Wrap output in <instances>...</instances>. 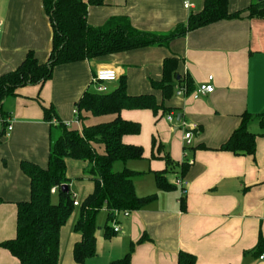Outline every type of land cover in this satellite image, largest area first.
<instances>
[{
    "label": "crops",
    "instance_id": "obj_1",
    "mask_svg": "<svg viewBox=\"0 0 264 264\" xmlns=\"http://www.w3.org/2000/svg\"><path fill=\"white\" fill-rule=\"evenodd\" d=\"M256 1L227 0L229 13H240L237 18L189 30L164 44L56 65L44 83L18 87L14 96L4 100L0 112V134L2 120L6 122L0 141V264H22L1 243L16 236L17 203L30 197V179L21 162L47 164L53 129L43 107H52L57 118L69 124L66 127L79 132L83 126L117 116L73 112L83 93L94 91L92 77L103 67L114 68L118 74L116 81L107 84V92L123 79L127 95L154 96L155 109L124 106L120 110L122 119L140 125L138 133L125 134L122 141L142 146L143 155L115 161L113 169L140 172L133 178L136 194L155 193L156 198L127 216L118 210L111 220L100 209L96 252L83 264H110L130 250V264H178L181 251L192 254L194 264H264L258 257L264 250V18L250 17L247 11ZM190 3L187 9L182 0H105L102 5H88L86 22L100 27L111 18L124 17L139 30L164 34L185 25L189 14L203 7V0ZM0 21V75L14 70L28 51L40 63L48 59L53 31L43 0H0ZM166 57L177 58L181 81L189 79L185 94L177 93L182 84L176 77L169 97L152 84L161 81ZM209 75L213 92L191 97ZM169 113H180L182 121L194 126L189 146L183 138L185 128L169 122ZM244 114L252 116L248 130L255 135L254 152L219 149ZM8 124L12 128L6 135ZM95 148L103 152V146ZM65 165L69 190L80 204L93 191L94 181L85 161L67 158ZM156 174L163 176L164 185L158 186ZM176 178L182 179L183 195ZM79 204L60 228L57 264H77L73 248L81 234L73 227ZM110 222L119 231L108 237L105 226ZM260 236L263 242L258 247Z\"/></svg>",
    "mask_w": 264,
    "mask_h": 264
},
{
    "label": "trees",
    "instance_id": "obj_2",
    "mask_svg": "<svg viewBox=\"0 0 264 264\" xmlns=\"http://www.w3.org/2000/svg\"><path fill=\"white\" fill-rule=\"evenodd\" d=\"M105 0H43L52 26V48L48 59L40 63L32 51H28L22 62L12 71L0 75V112L7 97L15 95L18 87L42 84L48 80L56 65L94 59L103 55L127 51L140 47L164 44L189 30L222 20L233 19L239 12L229 13L227 0H203V7L188 16L185 25L175 27L164 33L139 30L124 17H115L100 27L86 22L88 5H102ZM250 17L264 18V0L250 4L247 9ZM178 60L166 57L163 61L161 81L152 82L159 86L164 97L172 93L171 81L174 77L189 91L190 81H183L176 73ZM124 106L136 108L156 107L153 94L130 96L125 93L123 79L113 91L98 93L85 91L76 102L75 108L90 112L92 115L117 114L104 123L83 126L79 132L66 127L55 115L52 107H43L45 118L51 123L48 160L45 167L29 161L21 162L22 170L30 179V197L17 203L16 236L1 243L22 264H57L59 258V231L71 214L73 196L62 184L68 185L65 160L79 159L86 162L87 172L94 181L93 191L79 204V215L74 230L81 234V240L74 245L73 257L77 264H83L87 257L96 252V215L100 209L107 211L111 220L115 210L133 211L142 208L156 198V194L138 196L134 190L133 178L140 172L124 168L114 171L115 161L142 158L143 148L139 145L125 144L122 136L140 131L138 122L122 119L119 116ZM252 116L244 114L240 125L219 149L234 153L252 154L255 148V135L248 130ZM53 119L56 122H53ZM6 122L2 120L4 133ZM7 129V125H6ZM103 146L99 153L95 146ZM158 186L164 185L161 174H156ZM52 186H58L55 194ZM56 196V201H53ZM180 200H183L182 198ZM113 229L105 226V235L111 236ZM143 238L138 240V243ZM260 236L258 247L262 246ZM132 249V248H131ZM131 251L110 264H130ZM195 257L187 252H179L178 264H194Z\"/></svg>",
    "mask_w": 264,
    "mask_h": 264
},
{
    "label": "built area",
    "instance_id": "obj_3",
    "mask_svg": "<svg viewBox=\"0 0 264 264\" xmlns=\"http://www.w3.org/2000/svg\"><path fill=\"white\" fill-rule=\"evenodd\" d=\"M182 3H183V6L185 8H187V9L191 6L190 0H182ZM1 27H2V23L0 21V30H1ZM117 78H118V74H117L116 69H114V68L103 67V68L98 69L95 72V74L93 75V77H92V84H93L94 91L98 92V93L107 92V90H108L107 84L110 83V82L116 81ZM212 78H213V76L209 75L207 82H204V83L200 84V86L195 91L191 92V94H190L191 97L198 98L201 95L213 92L214 86L211 83ZM177 93L178 94H185L186 93L185 85L182 84L180 86V88L178 89ZM73 112H74V114L78 113L76 108H74ZM166 119L169 122H173V123L175 122L176 125H178V126L181 125L183 128H185L183 138H184L185 145L189 146L191 144V137H192V133L190 132V128H192L194 126L192 124L185 123L181 119L179 121H177L176 120V115L172 114V113L167 114L166 115ZM53 122H56V120L53 119ZM64 124L66 126L69 125L68 123H64ZM11 128H12L11 124H8L7 125V129H6L7 130L6 131V135L11 130ZM175 184H177L178 186H181V188H182L181 195H183L184 194V188L182 187L183 186L182 179L176 178L175 179ZM57 187L58 186H52L51 189H50V192L52 194H55L56 191H57ZM72 196L74 198L73 205L74 206L78 205L79 202H78L75 194H72ZM113 213H118V210H115ZM128 214H129L128 211H123V215L127 216ZM112 229H113L114 232H117V231H119V226L118 225H114L112 227ZM258 257H259V259H264V250L259 254Z\"/></svg>",
    "mask_w": 264,
    "mask_h": 264
},
{
    "label": "water",
    "instance_id": "obj_4",
    "mask_svg": "<svg viewBox=\"0 0 264 264\" xmlns=\"http://www.w3.org/2000/svg\"><path fill=\"white\" fill-rule=\"evenodd\" d=\"M260 1V0H259ZM182 115L179 113L176 115V120L179 121L181 119ZM62 189H65L66 191L69 189L67 184H62L61 186Z\"/></svg>",
    "mask_w": 264,
    "mask_h": 264
},
{
    "label": "rangeland",
    "instance_id": "obj_5",
    "mask_svg": "<svg viewBox=\"0 0 264 264\" xmlns=\"http://www.w3.org/2000/svg\"><path fill=\"white\" fill-rule=\"evenodd\" d=\"M53 130H54V133L57 134L58 129H57V128H54ZM53 201H56V196H53ZM114 224H115V223H111V222L109 223L110 226H112V225H114ZM101 225H102V224H101ZM102 227H103V226H102Z\"/></svg>",
    "mask_w": 264,
    "mask_h": 264
}]
</instances>
